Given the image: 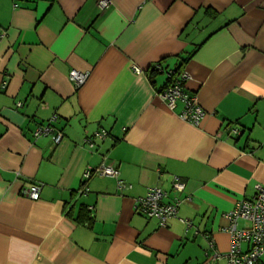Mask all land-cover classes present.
Here are the masks:
<instances>
[{
  "label": "crops",
  "instance_id": "obj_1",
  "mask_svg": "<svg viewBox=\"0 0 264 264\" xmlns=\"http://www.w3.org/2000/svg\"><path fill=\"white\" fill-rule=\"evenodd\" d=\"M178 68L197 126L159 94ZM53 115L58 144L33 134ZM101 164L117 177L83 178ZM257 184L264 0H0V264H228L225 214ZM153 186L181 199L164 226L133 209Z\"/></svg>",
  "mask_w": 264,
  "mask_h": 264
},
{
  "label": "built area",
  "instance_id": "obj_2",
  "mask_svg": "<svg viewBox=\"0 0 264 264\" xmlns=\"http://www.w3.org/2000/svg\"><path fill=\"white\" fill-rule=\"evenodd\" d=\"M112 0H97L99 9L104 10L111 4ZM139 71L138 68H134ZM174 70L167 72V77L174 75ZM88 73L71 69L68 72V79L75 87L81 85L87 78ZM186 79V74L180 72L179 75L159 94L170 108H174L176 101L179 99L183 103V108L179 116L184 121L192 125H199L205 115L204 109L199 105L195 95L189 94L183 89V82ZM5 84V83H4ZM17 106L21 102L16 103ZM55 120L53 115L45 124L36 128L34 136L51 135L55 144H58L63 133L55 128L52 122ZM107 131L97 130L85 142L89 146H93L94 139L104 140L107 137ZM93 175L117 177L118 170L110 164H101L95 168H87L83 172V178L88 179ZM119 187L125 184L121 180H117ZM41 185L31 183L22 189V194L32 200L39 197ZM172 189L175 192H182L185 189V183L178 177H174L172 181ZM168 192L158 186L149 187L146 194L137 197L133 204V209L136 213L144 215L147 218H155L159 225L164 226L168 219L174 217L177 213L181 199L174 196L168 198ZM188 199V197H186ZM229 220V225L226 230L230 234V247L225 257L228 264H258L259 258L264 254V184L255 185V192L250 198L238 200L234 207L225 214ZM243 219L248 221L247 227L239 228L237 221ZM247 243L248 247L242 250V243ZM213 246V242H209Z\"/></svg>",
  "mask_w": 264,
  "mask_h": 264
},
{
  "label": "trees",
  "instance_id": "obj_3",
  "mask_svg": "<svg viewBox=\"0 0 264 264\" xmlns=\"http://www.w3.org/2000/svg\"><path fill=\"white\" fill-rule=\"evenodd\" d=\"M153 70H157V69H155V68L150 69V71H153ZM174 71H175L174 75H172L171 77H167V80H168L167 86L179 75V73L181 72V69L178 68V69H175Z\"/></svg>",
  "mask_w": 264,
  "mask_h": 264
}]
</instances>
